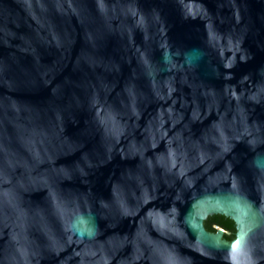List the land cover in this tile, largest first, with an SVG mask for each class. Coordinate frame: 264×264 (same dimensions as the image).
<instances>
[{
	"label": "water",
	"instance_id": "water-1",
	"mask_svg": "<svg viewBox=\"0 0 264 264\" xmlns=\"http://www.w3.org/2000/svg\"><path fill=\"white\" fill-rule=\"evenodd\" d=\"M0 264H264V0H0Z\"/></svg>",
	"mask_w": 264,
	"mask_h": 264
},
{
	"label": "trees",
	"instance_id": "trees-1",
	"mask_svg": "<svg viewBox=\"0 0 264 264\" xmlns=\"http://www.w3.org/2000/svg\"><path fill=\"white\" fill-rule=\"evenodd\" d=\"M205 227L207 230L215 232L216 227H222L226 230L228 233L225 235V238L227 240H232L234 239V235L236 232L235 224L234 222L223 215H212L208 217V219L205 221Z\"/></svg>",
	"mask_w": 264,
	"mask_h": 264
}]
</instances>
